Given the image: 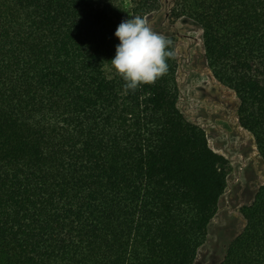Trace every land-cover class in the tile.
I'll list each match as a JSON object with an SVG mask.
<instances>
[{
	"label": "trees",
	"instance_id": "obj_1",
	"mask_svg": "<svg viewBox=\"0 0 264 264\" xmlns=\"http://www.w3.org/2000/svg\"><path fill=\"white\" fill-rule=\"evenodd\" d=\"M166 2L202 30L264 161V0ZM125 3L0 0V264H195L208 240L230 163L180 108L174 37L166 74L123 88ZM243 214L221 264H264V186Z\"/></svg>",
	"mask_w": 264,
	"mask_h": 264
},
{
	"label": "rangeland",
	"instance_id": "obj_2",
	"mask_svg": "<svg viewBox=\"0 0 264 264\" xmlns=\"http://www.w3.org/2000/svg\"><path fill=\"white\" fill-rule=\"evenodd\" d=\"M125 5L127 18L134 17L129 0ZM170 9L166 0L162 8L160 0L159 10L148 15L146 22L153 31L174 37L182 92L180 108L205 130L210 147L230 163L227 191L195 262L221 264L230 244L245 228L244 208L254 202L264 186V161L253 135L239 124L236 93L220 84L209 69L202 30L189 19L167 17Z\"/></svg>",
	"mask_w": 264,
	"mask_h": 264
},
{
	"label": "clouds",
	"instance_id": "obj_3",
	"mask_svg": "<svg viewBox=\"0 0 264 264\" xmlns=\"http://www.w3.org/2000/svg\"><path fill=\"white\" fill-rule=\"evenodd\" d=\"M114 36L119 43L111 66L124 81L125 90H135L140 85L154 83L166 74L171 41L153 31L141 16L121 21Z\"/></svg>",
	"mask_w": 264,
	"mask_h": 264
}]
</instances>
